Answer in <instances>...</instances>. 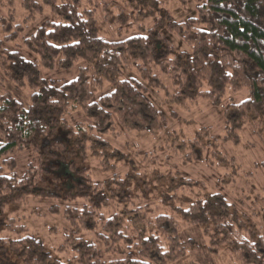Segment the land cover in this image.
<instances>
[{"label":"trees","instance_id":"16d2710c","mask_svg":"<svg viewBox=\"0 0 264 264\" xmlns=\"http://www.w3.org/2000/svg\"><path fill=\"white\" fill-rule=\"evenodd\" d=\"M138 2L143 6V0ZM148 2V17L154 18L151 29L127 39L108 41L99 36L96 7L79 8L81 0H22L27 19L42 14L44 8L53 16L24 40L38 63L5 49L0 41V70L16 88L31 90L28 107L10 94L0 95V158L23 151L36 156V163L29 165L21 177L12 172V167L9 175H0V207L21 204L27 196L71 204L82 200L84 206L80 210L63 211L71 234L55 250L59 254L72 252L71 261L75 264H168L181 259L185 251L177 223L171 217L167 221L162 220L165 216L139 221V228L136 217L144 214V207L127 211L126 204L124 208L118 204L117 209L122 210L110 216L102 214L100 211L107 210L116 194L107 185L102 189L94 184L84 169L65 163V144L55 140L58 133L65 135V143L72 142L84 161L88 152L93 157L98 155L97 145H102L100 150L106 153L108 136L160 127L162 117L146 92L162 89V84L151 74L149 65L171 80L176 88V102L189 98L216 104L226 95L247 89L249 98L234 106V115L225 122V141L236 140L237 131L246 124L254 130L264 128V0H202L196 7V17L180 24L173 22L167 10H159L153 0ZM101 10L107 19V9ZM126 18L117 14L115 23L122 24ZM8 25L3 28L6 34L11 30ZM10 33L5 41H12L17 35ZM173 35L188 47V53L173 54L168 38ZM77 62L85 66L71 81L62 83L40 77L39 68L68 70ZM126 69H133L136 76L124 78L122 72ZM104 86L107 93L96 99L95 92H101ZM77 109L89 125L87 130L77 126L74 133L68 123L71 112ZM92 132L95 136H91ZM197 138L199 135L186 148L192 160L198 161L196 153H202L204 145ZM51 175L67 180L64 197L38 188ZM171 183L168 191L173 187ZM194 187L187 178L180 179L176 188L174 185L172 194L178 188L188 189L190 194L188 200L179 201L180 205H166L173 216L188 226L203 227L205 232L210 228L216 241L224 242L232 234L240 238L227 203L200 192L201 195L192 196ZM172 197L168 199L172 201ZM92 232L94 240L87 243L84 237ZM229 238L231 243L234 238ZM239 238V260L247 264L249 256L254 255L264 264L262 240L256 244ZM104 256L113 258L105 262ZM0 264L65 263L54 260L39 240L22 237L17 241L0 239Z\"/></svg>","mask_w":264,"mask_h":264},{"label":"rangeland","instance_id":"374dc122","mask_svg":"<svg viewBox=\"0 0 264 264\" xmlns=\"http://www.w3.org/2000/svg\"><path fill=\"white\" fill-rule=\"evenodd\" d=\"M143 1V6H140L138 0H81L79 8L96 7L99 36L108 41H117L153 27L154 18L148 17L149 2ZM153 1L159 10H167L173 22L178 24L196 17V7L202 3V0ZM21 2L22 0H0V41L5 49L16 51L25 60L38 63L37 56L27 50L24 40L42 22L52 20L53 16L49 9L44 8L42 14L27 19ZM102 8H106L108 12L105 20ZM117 14L127 17L122 24L115 23ZM155 18L160 20L158 14H155ZM8 23L11 30L6 34L3 28L9 27ZM14 32H17L16 37L12 41H5L8 33ZM168 38L173 54L188 53V47L176 35ZM84 66V63L77 62L68 70L58 67L51 70L39 68V73L44 80L63 83L76 78L78 70ZM151 67L149 65L147 68L159 79L162 89L148 90L146 96L162 117L160 127L156 126L149 132L121 131L108 136L106 153L100 150L102 145H97L95 151H98V155L93 157L88 152L84 161L76 154L72 142L65 143V135L58 133L55 140L65 144V163L84 169L94 184L102 189L107 185L116 194L106 207L107 210L100 211L102 214L110 216L122 210L117 209L118 204L123 208L126 204L127 211L144 207V214L136 217L138 220L135 225L139 228V221H154L159 216H165L162 220L167 221L171 217L177 223L179 240L184 244L185 251L181 259L168 264H245L238 257L241 246H237L239 237L236 234L226 236L224 242L216 241L210 228L205 232L203 227L188 226L174 217L168 206L175 207L180 205L179 201L182 199L188 200L190 190L178 188L173 194L171 191L180 185V179H190L196 186L192 196L200 192L207 197L222 198L227 203L229 212L235 216L239 232L237 234L242 240L256 244L262 240L264 244V128L254 130L251 125L246 124L237 131L236 140H224L227 118L234 115V106H239L249 98V92L244 89L234 95H226L216 104L207 99L189 98L176 102V88L171 80L167 75L161 74L159 69ZM122 73L124 78L136 76L133 69H126ZM106 93L107 87L104 86L101 92H95L94 97L98 99ZM3 94H10L28 107L31 90L16 88L0 70V95ZM70 122L68 126L74 133L77 126L87 130L89 125L79 109L71 112ZM196 135H199L197 139L204 145L202 153L201 150L196 153L198 161L192 160V154L186 148ZM91 136L95 134L92 132ZM195 149L197 148L193 149L194 153ZM35 163L36 156L28 151L9 154L0 158V175H9L12 167V172L21 177L28 166ZM66 183V179L59 176L56 179V175H51L38 188L64 197ZM170 183L173 187L168 191ZM171 197L172 201L168 199ZM83 206L82 200L71 204L64 200L27 196L21 204L0 207V239H37L45 251L52 254L54 260L75 264L71 261L74 257L72 252L59 254L55 250L64 244L66 235L71 234L62 215L63 211L66 208L80 210ZM51 209L58 211L53 213ZM100 232L98 229V233ZM94 234H86L84 238L87 243L94 240ZM229 237L234 238L231 243ZM218 238L221 239L222 236ZM111 258L113 257L104 256L102 260L109 262ZM246 262L261 263L254 255L249 256Z\"/></svg>","mask_w":264,"mask_h":264}]
</instances>
